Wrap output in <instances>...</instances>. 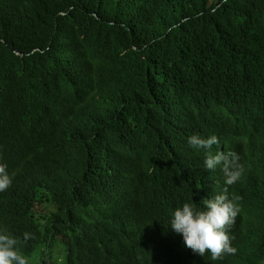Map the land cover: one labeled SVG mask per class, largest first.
Segmentation results:
<instances>
[{"label":"trees","instance_id":"16d2710c","mask_svg":"<svg viewBox=\"0 0 264 264\" xmlns=\"http://www.w3.org/2000/svg\"><path fill=\"white\" fill-rule=\"evenodd\" d=\"M193 134L245 169L221 260L170 227L226 187ZM0 162L30 264H264V0H0Z\"/></svg>","mask_w":264,"mask_h":264},{"label":"clouds","instance_id":"9594fccd","mask_svg":"<svg viewBox=\"0 0 264 264\" xmlns=\"http://www.w3.org/2000/svg\"><path fill=\"white\" fill-rule=\"evenodd\" d=\"M188 144L194 149L205 151L204 165L207 170L218 167L221 169L226 187L220 194L206 199L202 208L191 202L176 208L170 227L175 233L182 235L185 253L189 248L200 256L208 253L212 260H221L226 255L237 253V248L232 246L234 237L229 235V230L242 211L237 203L242 198L236 195L230 198L228 186L241 180L245 171L244 165L240 163V156L235 152H212L213 146L219 145V139L215 135L203 138L193 134L188 138ZM7 167L6 163L0 162V192L6 191L12 184ZM32 238L30 233L23 234L24 242ZM19 242L20 239L6 228L0 229V264H30L29 258L19 250Z\"/></svg>","mask_w":264,"mask_h":264},{"label":"rangeland","instance_id":"374dc122","mask_svg":"<svg viewBox=\"0 0 264 264\" xmlns=\"http://www.w3.org/2000/svg\"><path fill=\"white\" fill-rule=\"evenodd\" d=\"M67 248L62 246L61 244H57L52 249L53 255L57 256L60 260H63V253L66 252Z\"/></svg>","mask_w":264,"mask_h":264}]
</instances>
